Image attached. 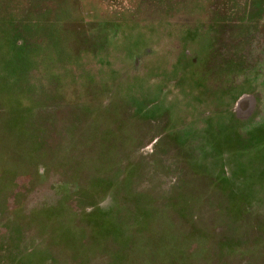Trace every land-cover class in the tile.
Here are the masks:
<instances>
[{
	"label": "rangeland",
	"instance_id": "374dc122",
	"mask_svg": "<svg viewBox=\"0 0 264 264\" xmlns=\"http://www.w3.org/2000/svg\"><path fill=\"white\" fill-rule=\"evenodd\" d=\"M259 2L0 0V264H264Z\"/></svg>",
	"mask_w": 264,
	"mask_h": 264
},
{
	"label": "flooded vegetation",
	"instance_id": "af4514ba",
	"mask_svg": "<svg viewBox=\"0 0 264 264\" xmlns=\"http://www.w3.org/2000/svg\"><path fill=\"white\" fill-rule=\"evenodd\" d=\"M256 8L259 10L260 15L263 16V13H264V5H263V3L262 2H259L258 5L256 6ZM241 101H239V102H241ZM237 103H238V101H237Z\"/></svg>",
	"mask_w": 264,
	"mask_h": 264
}]
</instances>
